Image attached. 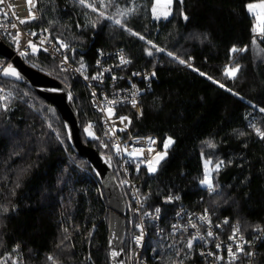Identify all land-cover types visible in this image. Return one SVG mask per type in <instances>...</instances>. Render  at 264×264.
Returning a JSON list of instances; mask_svg holds the SVG:
<instances>
[{
  "label": "trees",
  "instance_id": "1",
  "mask_svg": "<svg viewBox=\"0 0 264 264\" xmlns=\"http://www.w3.org/2000/svg\"><path fill=\"white\" fill-rule=\"evenodd\" d=\"M260 1L174 0L165 18L155 15L156 0H38L39 18L25 25L64 40L76 65L93 66L100 49L124 47L133 69H154L153 90L144 96L143 113L132 130L173 142L158 169H144L138 177L148 211L161 209L165 229L160 236L156 224L148 225L144 257L149 264L198 260L192 235L170 230L171 217L181 207L217 211L218 218L239 222L248 237L264 225V138L256 132L264 131V34L255 35L256 17L247 7ZM24 59L70 86L84 142L113 158L123 182L110 148L84 132L90 121L101 132L84 83L63 74L46 53ZM7 61L0 55V65ZM227 66L239 67L235 78L225 75ZM0 85L6 90L0 89V264H110V211L97 170L70 145L54 104L16 81L0 78ZM207 166L214 187L210 195L201 183ZM123 190L129 259L138 214L125 185ZM255 264H264V241Z\"/></svg>",
  "mask_w": 264,
  "mask_h": 264
},
{
  "label": "built area",
  "instance_id": "2",
  "mask_svg": "<svg viewBox=\"0 0 264 264\" xmlns=\"http://www.w3.org/2000/svg\"><path fill=\"white\" fill-rule=\"evenodd\" d=\"M32 5L26 0H0V38L7 39L15 53L23 58L28 54L50 55L57 61L63 74H73L90 91L92 108L100 116L101 132L96 121L86 124L84 132L90 138L97 139L103 148H110L115 155L122 186L128 189L138 214V232L134 236L136 247L130 259L127 258L128 264H149L144 257L148 225L150 222L156 224L160 236L164 235L165 229L160 223V209L154 212L147 210L142 180L138 177L142 170L149 169V162L155 167L154 162L165 152L164 145L168 139L155 133L136 134L132 127L135 119L143 113L144 96L153 90L154 69L134 70L124 47L110 51L100 49L93 66L74 64L69 45L64 40H54L49 30L36 32L25 27L39 18L38 0H32ZM21 20L25 22L21 23ZM29 41L36 46L35 50L29 47ZM22 52L26 55H21ZM121 57L128 62L123 63ZM9 64L11 59L5 63ZM0 89L6 93L1 85ZM133 101L136 102L135 106ZM122 117L126 119L122 121ZM206 188L209 194L213 193L212 184L206 185ZM170 198L174 199V196ZM170 230L177 235L191 234L197 246L198 260L185 264H255L259 246L264 241V225L248 237L239 222L218 218L216 212L207 207L203 210L179 208L171 217Z\"/></svg>",
  "mask_w": 264,
  "mask_h": 264
},
{
  "label": "water",
  "instance_id": "3",
  "mask_svg": "<svg viewBox=\"0 0 264 264\" xmlns=\"http://www.w3.org/2000/svg\"><path fill=\"white\" fill-rule=\"evenodd\" d=\"M0 55L11 59V64L0 65V78L28 86L39 96L54 104L64 121L70 145L79 156L87 159L97 170L110 211L108 236L110 264H128L125 251L128 237V204L123 186L115 173L113 158L84 142L80 113L72 89L61 80L28 64L1 38ZM9 68L15 69L20 78L5 75L4 71Z\"/></svg>",
  "mask_w": 264,
  "mask_h": 264
},
{
  "label": "snow or ice",
  "instance_id": "4",
  "mask_svg": "<svg viewBox=\"0 0 264 264\" xmlns=\"http://www.w3.org/2000/svg\"><path fill=\"white\" fill-rule=\"evenodd\" d=\"M26 2L29 4V5H32V0H26ZM85 2H86V0H79V3L80 4H85ZM101 2H103V0H101ZM111 2H114V0H109V3H111ZM159 2V0H157V3ZM168 2L169 3H171L172 2V0H168ZM180 3L182 4L183 3V0H180ZM32 6H34V5H32ZM87 7H89V8H92V10L93 11H96L97 9L95 8V5L94 4H87L86 5ZM261 7H264V4H262V5H260ZM248 10L249 11H252V9L254 8V7H256V5H253V4H249L248 6ZM153 11H155V9H153ZM127 13H121V15H126ZM101 15H103V13H101ZM30 18H34V16H31ZM166 18V17H165ZM108 19H113L112 17H108ZM184 19L186 20L187 19V16H184ZM25 21L24 20H21V23H24ZM116 24H121V21L119 20V19H116L115 21H114ZM122 27H126V26H124V25H121ZM13 27H15V25H13ZM127 31H129L130 33H131V29H127ZM254 31H255V28H254ZM261 31V34H264V29H261L260 30ZM133 35H137V36H139V38L140 39H145L143 36H140V34H138V33H132ZM147 43H149V44H151L152 42L151 41H147ZM28 44H29V47H32L34 50L36 49V46L35 45H33L32 43H31V41H29L28 42ZM64 47H67V45H64ZM158 51H163V49H157ZM246 49H236V48H233L232 49V51L233 52H236V51H245ZM21 55H26V53H21ZM148 55H152V52L149 50L148 51ZM168 55L169 56H171L172 55V53H168ZM121 60H122V62L123 63H127L128 61H126V60H124L123 59V57H121ZM180 63H182V64H184V63H186V61H184V60H180L179 61ZM190 67H191V65H189ZM239 71V67L237 66L236 68H232L231 66H227L226 67V69H225V75H227V76H230L231 78H235V75H236V73ZM4 74L5 75H10V76H14V77H16L17 79H19L20 78V75H19V73L18 72H16L15 71V69H11V68H9V69H7V70H5L4 71ZM153 75H154V73H153ZM200 75H204V73H200ZM209 79H211V77H209ZM215 82V81H214ZM220 87H224V85L223 84H221L220 85ZM229 91H231V90H229ZM135 101H133V106H135ZM260 111H262V112H264V108H262V109H260ZM124 119H126V118H121V120L123 121ZM89 127H91V126H89ZM256 132H257V134L261 137V138H264V131H261L260 129H256ZM90 135H92V133H89ZM149 139H151V138H149ZM173 141L171 140V138H169L168 140H167V142L165 143V145H164V147H165V149L172 143ZM210 146H212V145H210ZM163 158V156H160V159H162ZM159 161L157 160V163H158ZM206 164H207V162H206ZM216 167L217 168H219L220 167V164H217L216 165ZM149 171H152V172H154L156 169H155V167H153L152 165H151V162H149V169H148ZM201 183H203V184H205V185H211V180L210 179H205V180H203ZM158 211V210H157ZM205 219H206V217H204ZM239 229L237 228V231H238ZM262 231H264V230H262ZM209 235H211V233H209ZM189 247H191V244H189L188 245ZM229 251H231V250H229ZM252 253H249V255H251ZM113 255H115V253H113ZM49 259H52L51 257H49Z\"/></svg>",
  "mask_w": 264,
  "mask_h": 264
},
{
  "label": "rangeland",
  "instance_id": "5",
  "mask_svg": "<svg viewBox=\"0 0 264 264\" xmlns=\"http://www.w3.org/2000/svg\"><path fill=\"white\" fill-rule=\"evenodd\" d=\"M173 1L171 3L168 2V0H159V2L157 3L156 0V5H155V15L157 17H168L171 13V9H172V5H173ZM253 5H256V7H254L252 9V11H250L253 15H255L256 17V30L258 32H261L260 30L263 29L264 26V7H261L260 5L264 4V1H260V2H254L251 3ZM5 65V64H3ZM167 150L168 147L165 149V152H163L160 156H163L162 159H160V156L156 159V161L154 162V166L155 169L157 170L160 163L166 159L167 157ZM157 160L159 161L157 163ZM155 170V171H156ZM207 179H209L210 177V173H211V168L209 166H207ZM121 183L123 184V182L121 181Z\"/></svg>",
  "mask_w": 264,
  "mask_h": 264
},
{
  "label": "bare ground",
  "instance_id": "6",
  "mask_svg": "<svg viewBox=\"0 0 264 264\" xmlns=\"http://www.w3.org/2000/svg\"><path fill=\"white\" fill-rule=\"evenodd\" d=\"M156 5V4H155ZM40 16V15H39ZM29 28V27H28ZM40 31V30H39ZM38 31V32H39ZM8 44V43H7ZM118 48H120V47H118ZM6 63V62H5ZM79 65V64H78ZM135 70V69H134ZM137 70V69H136ZM73 76V75H72ZM59 79V78H58ZM67 84V83H66ZM70 87V86H69ZM52 104V103H51ZM134 132V131H133ZM82 134V133H81ZM210 195V194H209ZM145 196V195H144ZM127 201V200H126ZM187 208V207H186ZM208 208V207H207ZM147 210H149V209H147ZM161 210V209H160ZM194 210V209H193ZM151 212V211H150ZM217 212V211H216ZM172 214V213H171ZM217 215V214H216ZM129 218V217H128ZM222 218V217H221ZM227 218V217H226ZM161 222V221H160ZM150 228V227H149ZM164 228V227H163ZM168 228V227H167ZM166 228V229H167ZM152 229V228H151ZM132 230V229H131ZM193 239V238H192ZM191 244V243H190ZM132 249V248H131ZM196 249V248H195ZM129 250V249H128ZM193 253V252H192ZM146 257V256H145ZM130 259V258H129ZM187 263V262H186Z\"/></svg>",
  "mask_w": 264,
  "mask_h": 264
}]
</instances>
